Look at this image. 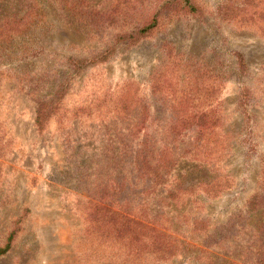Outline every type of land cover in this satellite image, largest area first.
<instances>
[{
  "label": "rangeland",
  "instance_id": "rangeland-1",
  "mask_svg": "<svg viewBox=\"0 0 264 264\" xmlns=\"http://www.w3.org/2000/svg\"><path fill=\"white\" fill-rule=\"evenodd\" d=\"M190 1L45 0L43 52L23 65L52 69L112 47L63 99V129L54 117L37 129L34 101L7 72L21 63L0 57V248L13 233L0 264H121L118 249L132 246L139 259L128 264H264L263 212L246 213L264 156V0ZM153 17L157 25L137 33ZM129 35L138 40L128 43ZM127 82L146 106L144 119L163 127L188 115L216 120L205 161L187 155L153 194H135L143 183L115 196L131 207L140 202L133 214L164 237L126 222L132 216L112 215L106 179L98 186L89 168L100 157L91 99L116 95ZM243 89L250 90L245 110ZM162 132L154 133V152L168 142L179 152L200 150L201 132L191 124L167 138ZM221 160L218 174L230 173V188L216 196L176 191L208 181V168Z\"/></svg>",
  "mask_w": 264,
  "mask_h": 264
},
{
  "label": "trees",
  "instance_id": "trees-1",
  "mask_svg": "<svg viewBox=\"0 0 264 264\" xmlns=\"http://www.w3.org/2000/svg\"><path fill=\"white\" fill-rule=\"evenodd\" d=\"M183 2L191 6L190 0H183ZM45 5V0H21V3H17V0H0V57L8 58L10 62L21 63V65L11 67L7 72L11 78L21 84L34 101L36 106L34 124L40 132L46 129L50 117H54L60 125L59 128L63 129L62 123L66 119V110L62 104L63 99L77 85L78 78L84 72L109 60L112 49L109 46L96 54L91 52L83 57L70 56L52 69L45 68V70L34 66V64L23 65L24 61L36 60L43 52V46L38 44V35L42 34L41 28L44 27L47 18ZM156 25V17H153L149 23L139 28L137 33L143 34ZM128 39H130L128 43H134L138 40L135 35H129ZM131 88L132 83L127 82L116 95L114 92L108 91L104 99H99L98 96L92 97L95 116L100 117L96 120L98 122L99 143L95 151L100 157L97 161L92 160L89 168L90 166L95 168L98 186L104 183L103 180L106 179L105 190L108 195L110 193L111 197L110 213L118 217L132 216L131 218L128 217L126 222L139 226L141 231L145 230L147 233L150 232V234L153 233L157 236L161 234L155 230L154 226H149L150 224L140 221V217L133 214L135 209L133 207H138L140 202L131 207L119 202L115 196L122 194L126 187L137 189L143 183L146 186L135 194H153L159 186L169 183L177 160L187 157V155H194L196 162L201 159L205 161L206 158L202 157L203 153L209 152L210 154L212 152L210 145H216V138L209 134L213 131L216 120L207 115H188L170 120V123L166 122V125L169 123L167 127H163L160 121L147 120L142 117L141 109H146V106L133 99ZM241 95L242 99H240L239 105L244 109L250 98V90L243 89ZM85 111V106L82 105L74 109L72 113L78 117ZM187 124L195 126L201 132L197 138L199 142L195 145L200 150L196 151L195 154L190 153L192 150L188 149L179 152L170 146L169 142L161 150L153 151L155 149L154 139L159 137L154 133L158 129L164 130L161 134L167 138L172 134L170 133L172 130L184 129ZM148 126L149 128L156 127L153 133H144ZM68 137L66 136L65 140ZM220 140L223 142L221 138ZM223 143L225 144V142ZM212 163L214 167L208 168L211 174L208 181L198 182L185 188H177L176 191L186 194L202 192L207 196H216L221 191L230 188V185L234 184L230 173L218 174L222 171L219 167L222 160ZM260 163V178L257 181L258 185L254 194L249 198L246 205V213L254 214L261 211L264 216V156ZM170 194H173L171 190ZM136 197L142 199L140 196ZM145 221L148 220L145 218ZM262 225H264V218ZM12 236L13 233L8 236L6 244L0 248V255L10 248ZM161 236L164 237L165 235ZM139 253L140 248L138 246L122 248V250L118 249L117 258L121 259L123 264H128L131 259H139Z\"/></svg>",
  "mask_w": 264,
  "mask_h": 264
}]
</instances>
